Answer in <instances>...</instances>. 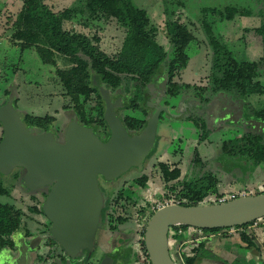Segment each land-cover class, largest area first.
Wrapping results in <instances>:
<instances>
[{
    "label": "trees",
    "instance_id": "trees-1",
    "mask_svg": "<svg viewBox=\"0 0 264 264\" xmlns=\"http://www.w3.org/2000/svg\"><path fill=\"white\" fill-rule=\"evenodd\" d=\"M253 14L250 8L235 5L205 7L201 10L200 28L209 49V69L204 82L193 83L179 80L189 61L186 48L196 40L188 25L180 17L166 21L163 38L168 44L167 48L157 41L158 30L149 23L146 10L136 6L132 0H80L76 7L59 11H53L45 0H22L17 14L7 19L5 31L12 44L21 49H33L43 63L53 68L54 80L61 87V94L68 98L64 109L70 115L76 114L80 124L92 127L95 134L104 136L103 140L108 137L109 129L103 118L104 101L99 87L107 89L112 99L122 98L124 106L118 110V115L131 134L139 132L153 112L146 105V98L148 95L151 97L149 90L154 87L151 98H159L158 104L166 106L168 112L170 108L177 107L171 102L178 100L180 110L189 112L188 120L196 130L198 144H207L211 143L209 135L216 129L213 125L215 112L210 110L209 105L218 109L221 104L216 97L219 95L227 98L233 96L235 102L240 100L247 103L250 115L264 124V104L257 108L248 100L252 96L258 99L264 95V85L259 80L264 77V9L258 11L259 25L245 30L252 32L263 47V54L257 59L237 58L223 37L213 29L215 21H231L237 16L250 17ZM209 15L214 21L209 20ZM110 21L124 29L122 42L114 53H107L100 47L98 36L104 24ZM77 26L92 32L86 34L78 31ZM10 93V90H5L6 99ZM164 113H161L160 119ZM53 120L54 117L50 115L25 116L27 124L39 129V132L51 130ZM237 128V131L217 143L221 154L255 166L264 165V133L255 127ZM195 148L188 174L181 175L178 165H169L162 160L158 162L156 176L160 178L163 192L160 204L167 202L189 206L216 203L219 197L230 193L219 189L222 180L206 171L208 163L201 159ZM153 150L146 159L151 157ZM195 168L200 170V175H195ZM22 173L15 172V175L21 178ZM150 178L144 166L140 175L134 177L129 185L120 188L115 196L107 194L102 210L103 223L113 231L128 219H135L138 230V234L134 232V239L138 243L136 264H150L143 242L146 224L157 207L143 197ZM261 192L247 189L244 194ZM236 194L241 195V192ZM0 195H7L1 183ZM120 204L125 211L133 210L130 216L119 212ZM29 209L43 214L41 202L29 206ZM22 215L23 212L14 205L0 202V249L15 247L13 237L19 230L26 229ZM253 222L233 227L238 229L235 232L239 236L240 246L246 249L257 248L253 228L249 227ZM49 225L48 221L43 228L48 230ZM188 227L177 225L172 229L180 235ZM230 228L201 229V235L221 232L223 237H227ZM28 234L26 232L25 235ZM179 235L175 239L176 246L186 240ZM195 243L188 250H184L187 244L182 245L174 258L176 264H194L198 257L206 255L201 251L206 240H195ZM110 256L114 257L115 264L120 259H130L129 253L117 252Z\"/></svg>",
    "mask_w": 264,
    "mask_h": 264
},
{
    "label": "rangeland",
    "instance_id": "rangeland-1",
    "mask_svg": "<svg viewBox=\"0 0 264 264\" xmlns=\"http://www.w3.org/2000/svg\"><path fill=\"white\" fill-rule=\"evenodd\" d=\"M21 2L22 0H0V105L6 99L5 90H10L15 93L14 105L19 111L23 112L25 116L30 114L53 116L54 120L51 128L61 134L69 117V111L63 107L68 103V98L61 94V87L54 80L53 68L43 63L33 49H21L18 45L12 44L8 39L7 31H5L8 23L7 19L13 18L17 14ZM79 2L80 0H45V3L53 11L76 7ZM132 2L139 8L146 10L149 23L158 30L157 41L164 44L167 48L168 44L163 38L167 20L180 17L181 21L188 25L190 31L196 37V40L189 43L186 48L189 61L180 74V82H204L208 75L209 49L200 28L201 10L205 7L223 8L227 5H235L250 8L254 13L252 16H237L231 21H215L213 29L216 34L223 37L237 58L254 60L263 54V47L255 36L252 32L245 30L259 25L260 17L258 16V11L264 9V0H132ZM208 18L214 21L210 15ZM75 28L86 34L92 32L88 28L83 29L78 26ZM98 36L100 37V47L107 53H114L122 42L124 29L119 27L114 21H110L104 24ZM259 80L264 85V77H260ZM154 90V87H152L150 92L153 94ZM151 97L152 102L159 99ZM255 99L257 100L256 102ZM216 100H219L221 104L218 109L215 108L216 106L213 107L212 104L209 105L210 110L215 112L213 125L216 128L209 135L211 143L198 144L196 130L188 120L189 112L180 110V102L178 100L171 102V105L177 104L176 108H170L169 112L162 115L158 125V142L154 146L153 153L147 160L145 167L151 178L147 182L148 188L143 192V197L150 203L154 205L161 203L162 184L160 178L156 176L158 171L157 164L160 160L167 162L169 165H178L181 168V175L188 174L190 172L189 163L193 159L195 147H197V153L201 159L208 163L207 168H205L206 171L211 172L215 177L224 181L225 173L220 169L223 166V162L220 158L214 161V152L218 153L220 150L219 148L215 149L219 140L228 137L231 132L237 131V127H255V129L264 133V124L250 115L247 103L240 100L235 102L233 96L227 98L223 95L216 97ZM248 100L254 107L259 108L264 104V95L259 96L258 99L256 96H252ZM179 114L182 117H179ZM33 130L39 132L37 128H33ZM1 132L0 126V135ZM208 153L211 156H208ZM256 171L257 169L254 172H249L250 187L235 182L232 185L225 186V189L232 190L231 193L241 192V194H244L247 189L251 192H260L264 185V168L261 166L260 171ZM139 175L140 171L138 169L130 170L123 174L122 178L115 180L108 187L109 196H115L120 188L129 185L132 179ZM195 175H200L199 169L195 168ZM0 183L1 187L7 190V195H0V202L9 203L19 208L23 212L22 222L26 225V229L19 231L13 237L15 248L8 250L5 247L7 248L6 252L11 255L17 264H33L35 255L47 256V249L44 250L39 240V237H42L39 230L43 227L42 223L46 222V217L42 214L31 212L29 206H33L36 202H41L45 194L42 191L38 193L29 191L24 186L20 176L18 177L15 173L9 176L0 175ZM219 189L223 190L224 188L220 185ZM32 196H35L36 200H33ZM118 210L127 216H130V213L133 212L132 209L125 211L121 204ZM258 222V226L253 227V233L256 238L255 243L258 248L240 249L236 244L239 242L238 237L233 236L234 238L230 237L225 240L226 242L224 241L226 243L224 247L231 248L237 254L235 261L231 263H211L206 260H200L198 264H264V221L261 219ZM99 229L95 249L90 253L92 256L91 261L90 263L86 262V264H98L104 256L124 250H127L128 253L132 252V255L128 261L120 259L117 264H136L137 241L125 244L134 239V232L138 234L135 219H128L118 225L114 231L110 230L104 223ZM189 229L192 230L191 227ZM26 232L31 235H25ZM232 233L236 232L233 231ZM178 235L172 227L169 229V247L173 257H176L177 252L182 248L176 246L175 243ZM179 236L188 238L186 233ZM187 249L188 247L184 248V250ZM201 251L207 257L214 259H218L215 257H220L218 251L216 252L209 245H204ZM36 264H39V262L37 261Z\"/></svg>",
    "mask_w": 264,
    "mask_h": 264
},
{
    "label": "water",
    "instance_id": "water-1",
    "mask_svg": "<svg viewBox=\"0 0 264 264\" xmlns=\"http://www.w3.org/2000/svg\"><path fill=\"white\" fill-rule=\"evenodd\" d=\"M99 91L109 129L106 140L92 127L80 124L76 114L69 116L61 134L54 130L35 132L15 107L14 92L0 105V175L9 176L21 168L22 182L29 191L48 190L41 209L50 222L49 235L69 258L93 250L107 201L98 177L108 182L131 168L141 170L155 145L160 115L168 112L166 106L158 104L159 99L152 102L148 95L146 105L153 112L142 129L131 134L117 113L123 107L122 98L112 99L103 87ZM232 173L241 178V167H234ZM261 219L264 221V192L242 194L222 203H166L149 218L143 242L150 264H176L169 247L171 227L227 228ZM0 264L17 263L1 250ZM98 264H113V258L104 256Z\"/></svg>",
    "mask_w": 264,
    "mask_h": 264
},
{
    "label": "crops",
    "instance_id": "crops-1",
    "mask_svg": "<svg viewBox=\"0 0 264 264\" xmlns=\"http://www.w3.org/2000/svg\"><path fill=\"white\" fill-rule=\"evenodd\" d=\"M68 116H70V112L68 113ZM157 135H158V133H157ZM216 146L217 147L215 149L217 150L219 148V146H218V144H216ZM207 155L211 156L209 153ZM214 155H215L214 161H216V159L220 158L223 162L225 161L224 165L225 166L227 165V167H225L226 169L222 170L225 173V180L221 182V185L223 186V188H224L223 190L225 192H230L231 193L232 190L229 191L228 189H225L226 188L225 186L232 185L235 182H238L239 184H241L243 186H249L250 187L251 183H250L249 172L250 171L254 172L255 169H257L256 172H258V171H260L261 166L264 168V165L255 166V165H253L251 163H247L245 161L241 162V161H238V160H233V161L227 160V159H230V158H227V157L223 156L221 154L220 150L218 151V153L214 152ZM236 166H240L241 167V171H242V174L240 176L241 178H238V177L234 176V174L232 173L233 168L236 167ZM256 226H258V225H256ZM256 226L250 225L249 227L253 228V227H256ZM19 231L21 232V231H23V229H21ZM185 233L188 235V238H186V240L184 241V243H182V245L183 244H187L188 249L191 248L192 246H195V244H196L195 240L205 239L206 242H207L205 245H209L212 249L216 250V252L218 251V253H219L218 255H220V257H215V258H218V259H214V258L207 257V256H200V257H198L195 260L194 264H198L200 260H206V261H209L211 263H220V262L231 263V262L235 261V259L237 258V254L234 253L231 248L224 247L226 245V243H225L226 241L225 240L227 238L236 236L239 239V236L237 235V233H234V234L233 233H229L230 235H228L227 237H223L221 232L212 233V234H209V235L202 236L201 234H198L195 230H193V229L190 230L189 227L185 230ZM234 242H237V241H234ZM236 244L239 246L240 249L244 248V247L240 246V239H239V242L236 243ZM182 245H178V246H180L179 248H181ZM254 248H256V247H254ZM177 250H178V248H177ZM180 250L181 249H179V251ZM33 264H35V262H33Z\"/></svg>",
    "mask_w": 264,
    "mask_h": 264
},
{
    "label": "flooded vegetation",
    "instance_id": "flooded-vegetation-1",
    "mask_svg": "<svg viewBox=\"0 0 264 264\" xmlns=\"http://www.w3.org/2000/svg\"><path fill=\"white\" fill-rule=\"evenodd\" d=\"M152 94V93H151ZM115 99V98H114ZM123 106H124V104H123ZM119 109H121V108H119ZM119 109H117V113H118V110ZM1 126V125H0ZM51 130H53V129H51ZM55 131V130H54ZM1 135H2V132H1ZM99 136V135H98ZM102 140L105 138L104 136H99ZM156 138H157V136H156ZM107 139V138H106ZM155 145H156V141H155ZM154 145V146H155ZM154 148V147H153ZM153 150V149H152ZM150 154V153H149ZM147 158V157H146ZM145 158V160H144V162H143V164H144V166L146 167V163H147V160L148 159H146ZM227 160H230V161H233L232 159H227ZM222 161V160H221ZM223 162V161H222ZM225 162V161H224ZM224 162H223V166L220 168L221 170H223V169H226L225 167H227V165L225 166L224 165ZM143 166V167H144ZM130 170H137L136 168H131ZM129 170V171H130ZM21 171H23V169H21V168H18L15 172L16 173H20ZM139 171H142V169L141 170H139ZM14 172V173H15ZM127 173V172H126ZM23 174V173H22ZM125 174V173H124ZM122 176V175H121ZM118 177L117 179H120V178H122V177ZM117 179H115L116 181H117ZM115 180H113V181H108V182H106V181H104L103 179H102V177L101 176H99L98 177V182H99V188H100V190L106 195V196H108L107 194H108V187L109 186H111V184L112 183H114L115 182ZM44 192V194H45V196H44V199L41 201V207H42V204H43V201L45 200V197H46V195H47V192H48V190H45V189H41V190H38V191H35L36 193H38V192ZM33 200H36L35 198L33 199ZM104 209V208H103ZM42 215H44V214H42ZM101 216H102V212H101ZM48 223V220L46 219V222H44V223H42V226H44V225H46ZM102 223H103V218L101 219V222L99 223V225H98V229H97V233H96V237H95V243H94V247H93V250L95 249V246H96V243H97V234H98V231H100V226L102 225ZM50 226V225H49ZM48 230H49V228H48ZM48 230H46V228H41L40 230H39V233L42 235V237H39V240H40V245H42L43 247H44V250H46L47 249V256H45V257H43V256H41V254H38V255H35V264H36V262L38 261L39 262V264H86V262L87 263H90V261H91V258H92V256L90 255V253H92V251L91 252H87L86 250L85 251H83L82 253H81V255L80 256H78V257H76V258H69V257H67L66 256V254L63 252V250L60 248V246L58 245V243L56 242V241H54L51 237H50V235H49V231ZM28 235H31L30 233L28 234ZM32 239H34V238H32ZM133 241H135V239H133L132 241H129V242H126L125 244H129V243H131V242H133ZM15 248V247H14ZM13 248V249H14ZM6 249L7 248H2V249H0V251L1 250H5L6 251ZM8 249H11V248H8ZM120 253H126V254H128V252H127V250L125 251H122V252H120ZM133 254H134V252H133ZM10 255V254H9ZM129 255L131 256L132 255V252L131 253H129ZM107 256H110V255H107ZM111 258H113V264H115V259H114V257H112V256H110ZM173 257V256H172ZM52 258V259H51ZM173 258H175V257H173ZM100 262V261H99ZM98 262V263H99Z\"/></svg>",
    "mask_w": 264,
    "mask_h": 264
},
{
    "label": "built area",
    "instance_id": "built-area-1",
    "mask_svg": "<svg viewBox=\"0 0 264 264\" xmlns=\"http://www.w3.org/2000/svg\"><path fill=\"white\" fill-rule=\"evenodd\" d=\"M261 191L264 192V186H262ZM241 195H242V194H241ZM238 196H239V195H238ZM235 197H237V194H236V193H229V194H226V195H223V196L219 197V198H218V201H217L216 203H222V202H225V201L230 200V199L235 198ZM166 203H167V202H166ZM166 203H164V204H166ZM167 204H168V203H167ZM161 205H163V204H160V203H159V204L157 205V207H159V206H161ZM157 207H156V208H157ZM258 224H259V222H258V220H256V221L253 222L252 226H256V225H258ZM191 228H192L193 230H195L198 234H201V233H202L201 229L193 228V227H191ZM229 230H230L229 233H232L233 231H237L238 229H235V228L231 227Z\"/></svg>",
    "mask_w": 264,
    "mask_h": 264
}]
</instances>
